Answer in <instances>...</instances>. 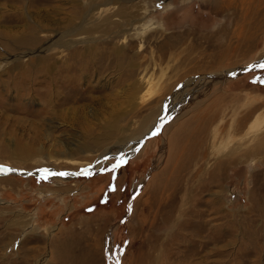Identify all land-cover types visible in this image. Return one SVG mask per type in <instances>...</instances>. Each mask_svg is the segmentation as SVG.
<instances>
[{"label":"rangeland","instance_id":"374dc122","mask_svg":"<svg viewBox=\"0 0 264 264\" xmlns=\"http://www.w3.org/2000/svg\"><path fill=\"white\" fill-rule=\"evenodd\" d=\"M0 264H264V0H0Z\"/></svg>","mask_w":264,"mask_h":264},{"label":"snow or ice","instance_id":"6c2138e0","mask_svg":"<svg viewBox=\"0 0 264 264\" xmlns=\"http://www.w3.org/2000/svg\"><path fill=\"white\" fill-rule=\"evenodd\" d=\"M153 134H155V133H153ZM119 165H113L112 167H113V169H115L116 167H118ZM45 172L47 171V170H44ZM30 174V173H29ZM50 175H61V176H63V175H66V173H63V172H61V173H49ZM81 174H86V173H84V170H81ZM116 178L115 177H113V180H115ZM116 190V188H115V186L110 182L109 183V191H115Z\"/></svg>","mask_w":264,"mask_h":264},{"label":"bare ground","instance_id":"6f19581e","mask_svg":"<svg viewBox=\"0 0 264 264\" xmlns=\"http://www.w3.org/2000/svg\"><path fill=\"white\" fill-rule=\"evenodd\" d=\"M167 127V126H166ZM109 246H110V242H109Z\"/></svg>","mask_w":264,"mask_h":264}]
</instances>
